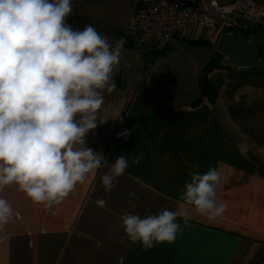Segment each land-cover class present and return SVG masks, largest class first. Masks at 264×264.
<instances>
[{"label": "crops", "instance_id": "crops-1", "mask_svg": "<svg viewBox=\"0 0 264 264\" xmlns=\"http://www.w3.org/2000/svg\"><path fill=\"white\" fill-rule=\"evenodd\" d=\"M135 1L72 0L67 23L73 29L92 25L113 46L123 41L117 91L104 93L105 107H123V122L110 119L89 132L87 146L107 165L59 205L45 208L16 184L5 186L0 196L14 218L0 232V264H264V74L209 70L220 31L204 26L185 30L163 52L135 48L128 35ZM249 40L264 63V27ZM207 80L218 94L212 104L204 101L206 107L195 102ZM125 129L128 138H118ZM120 155L140 162L130 163L106 192L101 176ZM213 167L222 173L217 202L228 206L222 217L209 221L191 211L188 227L178 220L183 232L174 244L147 251L126 238L121 242L123 214L175 211L189 172Z\"/></svg>", "mask_w": 264, "mask_h": 264}, {"label": "clouds", "instance_id": "clouds-1", "mask_svg": "<svg viewBox=\"0 0 264 264\" xmlns=\"http://www.w3.org/2000/svg\"><path fill=\"white\" fill-rule=\"evenodd\" d=\"M72 12V0H0V192L16 184L45 208L62 203L107 165L102 153L87 146L89 132L110 119L123 122V107H105L104 96L117 91L123 41L113 46L92 25L73 29L67 23ZM129 135L125 129L117 137ZM139 162L118 156L101 176L105 191ZM189 177L175 211L123 214L121 242L126 238L147 251L174 244L183 232L178 220L188 227L191 211L209 221L222 217L228 207L216 199L222 173L213 167ZM13 218V207L0 196V232Z\"/></svg>", "mask_w": 264, "mask_h": 264}, {"label": "built area", "instance_id": "built-area-1", "mask_svg": "<svg viewBox=\"0 0 264 264\" xmlns=\"http://www.w3.org/2000/svg\"><path fill=\"white\" fill-rule=\"evenodd\" d=\"M200 26L243 35L264 27V3L259 0H136L128 29L133 46L142 51H165L185 30L195 33ZM210 41H213L210 38Z\"/></svg>", "mask_w": 264, "mask_h": 264}, {"label": "water", "instance_id": "water-1", "mask_svg": "<svg viewBox=\"0 0 264 264\" xmlns=\"http://www.w3.org/2000/svg\"><path fill=\"white\" fill-rule=\"evenodd\" d=\"M216 51L224 57L222 61L224 66L264 70L259 48L243 35L220 34L216 42Z\"/></svg>", "mask_w": 264, "mask_h": 264}, {"label": "trees", "instance_id": "trees-1", "mask_svg": "<svg viewBox=\"0 0 264 264\" xmlns=\"http://www.w3.org/2000/svg\"><path fill=\"white\" fill-rule=\"evenodd\" d=\"M251 33H252V31L244 32L243 36L246 37L247 39H249V35ZM222 57L223 56L219 52H216L215 58L213 59V62L211 64H209V68L208 69L211 70L214 67H216V68L228 67V66L222 65V61H223V60H221ZM250 71H253V72L258 73V74H264V70L263 71H257V70L250 69ZM217 94H218V88L214 84H211L210 82H208V80H207L206 83H205V86L203 88V94H202L200 100H198L195 103L199 104V105L201 104V105H204V106L207 107V105H206V103H204V101L208 100L209 103L212 104L215 101V99L217 97Z\"/></svg>", "mask_w": 264, "mask_h": 264}, {"label": "rangeland", "instance_id": "rangeland-1", "mask_svg": "<svg viewBox=\"0 0 264 264\" xmlns=\"http://www.w3.org/2000/svg\"><path fill=\"white\" fill-rule=\"evenodd\" d=\"M210 30H212V29H210ZM217 37H218V35H217Z\"/></svg>", "mask_w": 264, "mask_h": 264}]
</instances>
